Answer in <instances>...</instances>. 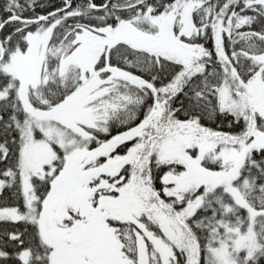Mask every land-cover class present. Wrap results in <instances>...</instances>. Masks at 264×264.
Listing matches in <instances>:
<instances>
[{
  "label": "snow or ice",
  "instance_id": "6c2138e0",
  "mask_svg": "<svg viewBox=\"0 0 264 264\" xmlns=\"http://www.w3.org/2000/svg\"><path fill=\"white\" fill-rule=\"evenodd\" d=\"M0 264H264V0H0Z\"/></svg>",
  "mask_w": 264,
  "mask_h": 264
}]
</instances>
